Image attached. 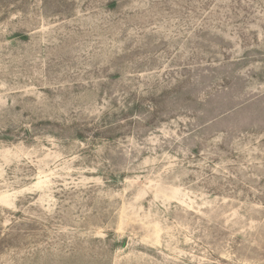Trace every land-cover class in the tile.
Segmentation results:
<instances>
[{
  "label": "rangeland",
  "instance_id": "374dc122",
  "mask_svg": "<svg viewBox=\"0 0 264 264\" xmlns=\"http://www.w3.org/2000/svg\"><path fill=\"white\" fill-rule=\"evenodd\" d=\"M0 264H264V0H0Z\"/></svg>",
  "mask_w": 264,
  "mask_h": 264
}]
</instances>
